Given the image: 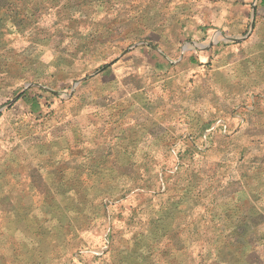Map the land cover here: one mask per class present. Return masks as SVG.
Listing matches in <instances>:
<instances>
[{
	"label": "rangeland",
	"instance_id": "1",
	"mask_svg": "<svg viewBox=\"0 0 264 264\" xmlns=\"http://www.w3.org/2000/svg\"><path fill=\"white\" fill-rule=\"evenodd\" d=\"M0 264H264V2L0 0Z\"/></svg>",
	"mask_w": 264,
	"mask_h": 264
},
{
	"label": "water",
	"instance_id": "2",
	"mask_svg": "<svg viewBox=\"0 0 264 264\" xmlns=\"http://www.w3.org/2000/svg\"><path fill=\"white\" fill-rule=\"evenodd\" d=\"M224 39L228 41V40H236V39H240V38L239 37L234 38V37L225 36ZM195 46H198V45L195 44Z\"/></svg>",
	"mask_w": 264,
	"mask_h": 264
},
{
	"label": "crops",
	"instance_id": "3",
	"mask_svg": "<svg viewBox=\"0 0 264 264\" xmlns=\"http://www.w3.org/2000/svg\"><path fill=\"white\" fill-rule=\"evenodd\" d=\"M262 1V3L264 2V0H260V2ZM195 47H198V48H200V46H195ZM200 49H202V48H200Z\"/></svg>",
	"mask_w": 264,
	"mask_h": 264
},
{
	"label": "trees",
	"instance_id": "4",
	"mask_svg": "<svg viewBox=\"0 0 264 264\" xmlns=\"http://www.w3.org/2000/svg\"><path fill=\"white\" fill-rule=\"evenodd\" d=\"M261 3H262V1H261Z\"/></svg>",
	"mask_w": 264,
	"mask_h": 264
}]
</instances>
